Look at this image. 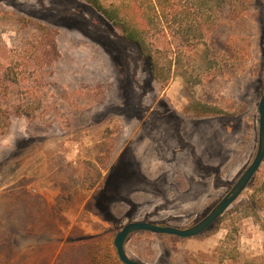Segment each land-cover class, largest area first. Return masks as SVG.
Returning <instances> with one entry per match:
<instances>
[{"label": "rangeland", "instance_id": "obj_1", "mask_svg": "<svg viewBox=\"0 0 264 264\" xmlns=\"http://www.w3.org/2000/svg\"><path fill=\"white\" fill-rule=\"evenodd\" d=\"M184 1L149 25L130 1L0 0V264H123V225L190 227L250 165L264 0H228L199 41L176 23ZM93 2L122 4L158 79ZM124 250L144 264H264V160L201 234L136 232Z\"/></svg>", "mask_w": 264, "mask_h": 264}, {"label": "trees", "instance_id": "obj_2", "mask_svg": "<svg viewBox=\"0 0 264 264\" xmlns=\"http://www.w3.org/2000/svg\"><path fill=\"white\" fill-rule=\"evenodd\" d=\"M130 1L135 8H143L151 11L150 18H147V24L159 25L162 19L167 18V8L170 4V0H123ZM228 0H185L184 9L179 11L176 15L179 16L176 18V23L181 25H186V37L189 41H199L204 36V31L209 24L211 18V12H215L222 8ZM93 5L96 12L103 17L106 21L117 25L124 39L133 44L137 50L144 55L149 63L151 72L154 77L158 79L156 63H154L153 57L149 53H144L146 49V36L144 31L139 29L134 24H131L129 21H126L125 17L122 16V4L120 5H111L109 8H104L98 2H93ZM42 26H37L41 28ZM207 30V29H206ZM209 114L208 111L198 112V115ZM129 238V237H128ZM127 238V239H128ZM137 261V260H136Z\"/></svg>", "mask_w": 264, "mask_h": 264}, {"label": "water", "instance_id": "obj_3", "mask_svg": "<svg viewBox=\"0 0 264 264\" xmlns=\"http://www.w3.org/2000/svg\"><path fill=\"white\" fill-rule=\"evenodd\" d=\"M258 116V145L256 154L250 165L232 185L229 191L217 202V204L214 205V207L202 219L187 228H176L173 226L154 224L145 221H132L126 223L116 233L113 241L117 257L121 263L144 264L140 261L130 259L126 255L124 244L129 235L136 232L146 231L154 234L176 236L179 238L195 237L207 230L240 196L264 160V91L261 94L258 103Z\"/></svg>", "mask_w": 264, "mask_h": 264}]
</instances>
